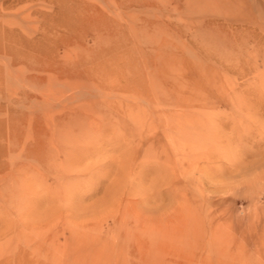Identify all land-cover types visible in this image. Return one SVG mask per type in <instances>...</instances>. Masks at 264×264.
Segmentation results:
<instances>
[{
    "label": "rangeland",
    "instance_id": "1",
    "mask_svg": "<svg viewBox=\"0 0 264 264\" xmlns=\"http://www.w3.org/2000/svg\"><path fill=\"white\" fill-rule=\"evenodd\" d=\"M0 264H264V0H0Z\"/></svg>",
    "mask_w": 264,
    "mask_h": 264
},
{
    "label": "bare ground",
    "instance_id": "2",
    "mask_svg": "<svg viewBox=\"0 0 264 264\" xmlns=\"http://www.w3.org/2000/svg\"><path fill=\"white\" fill-rule=\"evenodd\" d=\"M76 17V16H75Z\"/></svg>",
    "mask_w": 264,
    "mask_h": 264
}]
</instances>
